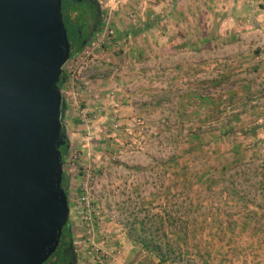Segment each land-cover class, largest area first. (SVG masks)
I'll list each match as a JSON object with an SVG mask.
<instances>
[{
	"label": "rangeland",
	"instance_id": "1",
	"mask_svg": "<svg viewBox=\"0 0 264 264\" xmlns=\"http://www.w3.org/2000/svg\"><path fill=\"white\" fill-rule=\"evenodd\" d=\"M98 2L61 88L75 263L172 264L131 239L143 221L165 241L171 215L194 223L180 264H264V36L235 38L226 0L187 3L174 27L167 0Z\"/></svg>",
	"mask_w": 264,
	"mask_h": 264
},
{
	"label": "water",
	"instance_id": "2",
	"mask_svg": "<svg viewBox=\"0 0 264 264\" xmlns=\"http://www.w3.org/2000/svg\"><path fill=\"white\" fill-rule=\"evenodd\" d=\"M63 0H0V264H44L69 219ZM69 264H74L73 262Z\"/></svg>",
	"mask_w": 264,
	"mask_h": 264
},
{
	"label": "trees",
	"instance_id": "3",
	"mask_svg": "<svg viewBox=\"0 0 264 264\" xmlns=\"http://www.w3.org/2000/svg\"><path fill=\"white\" fill-rule=\"evenodd\" d=\"M80 6H81L80 2L76 0H63L62 2L63 19H64L65 27L67 29L68 40L70 42L69 59L73 58L85 46L84 44L85 39L81 38L80 35L85 29V27L90 26L89 22L95 20V16H96V22L94 23L93 27H91L90 32L94 34L95 31L99 29L98 26L101 18V13L98 16V14L91 13L86 8L79 9ZM66 78H67L66 73L62 71L60 76V81L58 83V86L60 88L63 87L64 83L66 82ZM199 99L200 101L208 102L207 95L199 96ZM65 110H66V102L63 99L62 118ZM210 130H211V126L201 125L198 127V129L195 130V132L190 134L191 139L197 141L196 142L197 148L200 149V151L202 152H204L203 145L205 144L203 141V137ZM63 135H64L65 144L60 147V151L62 154V163L64 164L70 147V141L66 134V129L64 125H63ZM207 176H208L207 172L203 171L200 180H202V178L203 179L206 178ZM211 180L212 179L209 178L208 182H210ZM62 186L69 197V190H68L69 178L64 172H63ZM176 219L177 218L170 215L167 217V221H164V219L160 217L162 226L164 227V224L166 222L170 228L169 231L170 233L167 232L164 235L165 241H161L160 239H157L153 234L152 235L147 234L145 231V227L147 223L146 222L144 223L143 221H137L135 223V225L133 226V231H134L133 234L135 235H133L131 239L135 243L139 244L149 254L157 257L160 263L180 264L183 262V259L181 260L183 254L184 253L188 255L190 254L186 248H185L186 250H183V246L188 245V242L191 239L190 226L193 224V228H194V223H192V221H189L187 219L184 221H182L181 219H177V220ZM181 242L183 243V245H181ZM69 247H72V235L69 228V223H67V225L63 229L60 243L59 246L57 247L56 252L44 264L66 263L67 258L65 252L68 250Z\"/></svg>",
	"mask_w": 264,
	"mask_h": 264
},
{
	"label": "crops",
	"instance_id": "4",
	"mask_svg": "<svg viewBox=\"0 0 264 264\" xmlns=\"http://www.w3.org/2000/svg\"><path fill=\"white\" fill-rule=\"evenodd\" d=\"M176 1H178V5ZM198 1L199 0H167V3L165 4L166 13L163 15V18L167 21L169 27H174L173 21L171 20L173 14L177 12L179 16H182L183 14L184 17L186 11L187 14L189 13L186 4L191 3L195 6L198 5ZM226 1L228 3V6L226 7V23H229L231 32H238L235 38L241 36V38L251 39V36L256 38H259L262 35L264 36V23L259 21L264 20V0ZM240 16L243 17L240 18ZM251 24H253V26H250Z\"/></svg>",
	"mask_w": 264,
	"mask_h": 264
},
{
	"label": "flooded vegetation",
	"instance_id": "5",
	"mask_svg": "<svg viewBox=\"0 0 264 264\" xmlns=\"http://www.w3.org/2000/svg\"><path fill=\"white\" fill-rule=\"evenodd\" d=\"M78 2H82L83 4H85L86 9H88L89 12L94 13V14H99L101 13V7L99 5L98 0H76ZM96 22V16H95V20H93L90 23L89 27H85V29L83 30V32L81 33V38L85 39L84 40V44H86L88 42V40L92 37L93 33L90 32L91 27H93L94 23ZM90 32V33H89ZM91 34V35H89ZM66 258H67V262L66 263H58V264H69L71 262H73L74 264V253L72 250V247H69L68 250L65 252Z\"/></svg>",
	"mask_w": 264,
	"mask_h": 264
},
{
	"label": "built area",
	"instance_id": "6",
	"mask_svg": "<svg viewBox=\"0 0 264 264\" xmlns=\"http://www.w3.org/2000/svg\"><path fill=\"white\" fill-rule=\"evenodd\" d=\"M96 37H97L98 46L101 47L105 40L107 41V40H110V38H114V31L109 30V31H106V33H104L103 31H99L96 33ZM92 44L96 45V42H93ZM88 202L89 201L87 197L84 196L82 198V203L88 204Z\"/></svg>",
	"mask_w": 264,
	"mask_h": 264
}]
</instances>
